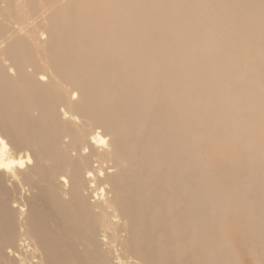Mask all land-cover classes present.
I'll return each instance as SVG.
<instances>
[{
  "label": "bare ground",
  "instance_id": "6f19581e",
  "mask_svg": "<svg viewBox=\"0 0 264 264\" xmlns=\"http://www.w3.org/2000/svg\"><path fill=\"white\" fill-rule=\"evenodd\" d=\"M236 245L264 264V0H0V264Z\"/></svg>",
  "mask_w": 264,
  "mask_h": 264
},
{
  "label": "rangeland",
  "instance_id": "374dc122",
  "mask_svg": "<svg viewBox=\"0 0 264 264\" xmlns=\"http://www.w3.org/2000/svg\"><path fill=\"white\" fill-rule=\"evenodd\" d=\"M192 124H194V121L192 122ZM209 149V151L210 152H212L213 153V155H212V153H210L212 156H209V160L207 161L206 160V162H205V165H206V168H210V170L213 168V167H215V166H218L219 164H218V160L219 159H217V158H220L222 155H216V154H218V153H215L216 152V150H212V149H210V148H208ZM223 149V148H222ZM224 151H226V149H223ZM209 151H207L208 153H209ZM217 152H222L220 149H217ZM201 154H202V152H200ZM204 154V153H203ZM202 154V156H204ZM222 167V166H221ZM208 170V169H207ZM209 171V170H208ZM228 213H230L229 212V208H228V206H223V207H221V209H220V215H221V220H223V218L224 217H226L227 215H228ZM224 222H225V219H224ZM224 226H225V223H224ZM222 234L224 235V236H226V237H230V241L234 238V235L236 236V234H235V232L233 233H230L228 230H227V228L226 227H222ZM123 235H125V234H123ZM231 237H232V239H231ZM247 245H252L250 242H247ZM234 249H236L235 250V253H239V255L240 256H244V257H242L243 259L241 260L243 263L242 264H255V262H254V258H252V256H254V254L252 255V254H249V252H247L246 250H240L238 247H237V245H236V247L234 248ZM247 252V253H246ZM245 253H246V255H245ZM248 255V256H247ZM256 255V254H255ZM181 258V256L179 255L178 256V260Z\"/></svg>",
  "mask_w": 264,
  "mask_h": 264
}]
</instances>
